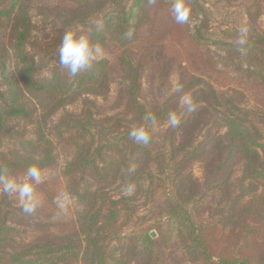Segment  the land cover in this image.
<instances>
[{
	"label": "trees",
	"instance_id": "trees-1",
	"mask_svg": "<svg viewBox=\"0 0 264 264\" xmlns=\"http://www.w3.org/2000/svg\"><path fill=\"white\" fill-rule=\"evenodd\" d=\"M175 3L0 0V172L43 176L30 215L0 192V264H264V96L249 103L202 52L264 72V0H184L185 23ZM221 9L244 10L243 37ZM68 29L103 53L76 76L57 67ZM146 113L143 145L129 133Z\"/></svg>",
	"mask_w": 264,
	"mask_h": 264
},
{
	"label": "clouds",
	"instance_id": "clouds-1",
	"mask_svg": "<svg viewBox=\"0 0 264 264\" xmlns=\"http://www.w3.org/2000/svg\"><path fill=\"white\" fill-rule=\"evenodd\" d=\"M173 11L178 23L187 22L189 10L185 7L184 0H176ZM240 31L243 37L247 33V28H242ZM127 35L131 36V33L129 32ZM244 42L243 38L239 41L241 45ZM102 54V49L98 45H93L89 35L86 33L78 34L76 29H68L63 34L57 67L68 69L71 76H76L87 70L91 63L101 57ZM181 99L182 103L187 106L188 111H195V106L189 95L186 94ZM180 119L181 117L176 112H170L168 114V125L178 127ZM143 120L144 123L139 127H134L129 136L136 143L147 145L151 142L152 133L157 130L158 124L152 113H146ZM42 178V170L36 165L30 166L26 170L22 181L0 172V192L9 196H16L22 211L30 215L36 211L39 204L35 196V185L40 184ZM131 190V188L128 189L129 192ZM68 200L69 197L66 194L57 197L56 203L61 211L66 210Z\"/></svg>",
	"mask_w": 264,
	"mask_h": 264
},
{
	"label": "rangeland",
	"instance_id": "rangeland-1",
	"mask_svg": "<svg viewBox=\"0 0 264 264\" xmlns=\"http://www.w3.org/2000/svg\"><path fill=\"white\" fill-rule=\"evenodd\" d=\"M215 18L218 26L242 28L247 22V16L245 15L243 9H221L215 12ZM199 23L200 17L192 16L189 19L188 29L190 34L195 32ZM262 27L264 28V17L262 19ZM202 52L206 57L214 61L219 69H222L227 73V76L232 81V84L245 92L249 103L254 104L255 100L257 101L256 97L258 98L261 95L264 96V72H262L261 69L254 67L249 69L250 65L244 58H237L235 56L228 55L229 53L227 50L221 47L208 45L203 48ZM8 65L10 71L15 72L17 62L14 58H12V56L9 58ZM252 71L256 72L258 76L253 75L251 73ZM195 173L198 177H201V173L198 169H195Z\"/></svg>",
	"mask_w": 264,
	"mask_h": 264
},
{
	"label": "water",
	"instance_id": "water-1",
	"mask_svg": "<svg viewBox=\"0 0 264 264\" xmlns=\"http://www.w3.org/2000/svg\"><path fill=\"white\" fill-rule=\"evenodd\" d=\"M151 237L155 238L157 236L156 232H151Z\"/></svg>",
	"mask_w": 264,
	"mask_h": 264
}]
</instances>
